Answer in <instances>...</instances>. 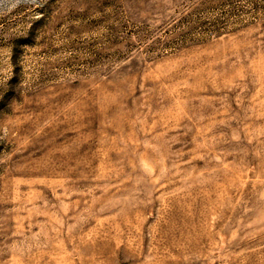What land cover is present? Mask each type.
<instances>
[{
  "label": "rangeland",
  "instance_id": "1",
  "mask_svg": "<svg viewBox=\"0 0 264 264\" xmlns=\"http://www.w3.org/2000/svg\"><path fill=\"white\" fill-rule=\"evenodd\" d=\"M0 264H264V0H0Z\"/></svg>",
  "mask_w": 264,
  "mask_h": 264
}]
</instances>
